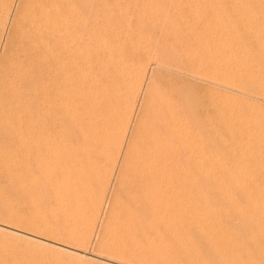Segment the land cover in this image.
Returning a JSON list of instances; mask_svg holds the SVG:
<instances>
[{
	"label": "rangeland",
	"instance_id": "374dc122",
	"mask_svg": "<svg viewBox=\"0 0 264 264\" xmlns=\"http://www.w3.org/2000/svg\"><path fill=\"white\" fill-rule=\"evenodd\" d=\"M105 1L107 2L106 3L107 8L110 6L108 8L110 13L112 12L111 14L114 17L116 16L113 22L111 23L112 27L110 26L108 28V32L105 33V34H108V37L106 38L107 40L105 39L107 41V47L105 48V50L107 49L108 51H105L104 48L101 49V50H104V52L102 51V54L104 53L105 56H107L106 60L108 61V63H106V66H102V64L105 65V62H106L105 60L104 63H102L103 62L102 59L103 58L105 59L106 57L104 56V54L103 55L100 54L101 47L99 45H95L92 38L91 39L86 38V40L84 41L85 45L84 43H82L83 44L82 47L84 49L81 48L82 52L80 56H82V59L88 62V65L89 64L90 65L88 69H86L87 71L80 72L79 77H78L79 79H77V83H76V86L79 89L83 88V92H84L83 93L80 91L81 93L80 94L77 93L79 95L76 94V96H80L81 99L84 96V99H82V102H80V98H79L78 103L77 101L76 103L69 102L68 104L70 105H67V103H65V105H63L62 107L63 109L62 108L60 109L59 116H61L60 118L61 126H59V132L57 135H55L56 137L52 136L50 139V142H48L50 143L47 149L49 153L46 150V153L44 156L45 157L44 159L46 161L44 162L42 161V163L44 164H42V166L41 165L39 166V168L41 169L42 167L43 169L45 168L44 169L45 171L41 169L40 170L36 169L37 171L34 170L36 171L35 173L38 175V180L36 182L21 180L23 182L19 183L20 181L12 180L9 183L7 182L5 183L3 179H0V187L2 188V190L0 188V192H1L0 193V222H3L4 224L8 225L7 227L4 226L5 229L3 230L0 229V264H120L115 261L106 259L107 258L106 255L103 254L104 253L103 248L101 247L103 242H101V240L102 239L105 240L104 235L106 234V236H108L109 233L110 235L108 237V241L111 240V239L109 240V238H112L114 239L115 242L113 240L110 242L112 243L114 242V244L116 243V245L120 247L121 249L133 250L135 254L139 255V256L136 255V257L138 256V259H135V261H140L141 264H164V263L165 264H169V263L170 264H202V263L204 264V262L205 264H210V263L211 264H225L224 260H221L220 258H218V254H214L211 249L203 245L202 240L204 238L202 236L199 237L200 236L199 232L201 231L198 230V226L201 227V229L203 228L204 230L205 229L207 230L208 229L207 227L212 225L214 222H215L214 225L219 222L220 224L222 223L221 225L224 224L223 225L224 227L226 228L228 227L227 230L229 232L234 231L236 229H237L236 231H240V232H236V231L231 232L236 235H239V233L242 234V235H239L240 239L244 237L243 235H245L246 237L247 236L250 237V236H253L254 233H257V232H253L252 225H250L251 223L247 221L239 213L237 214L235 209L232 208L233 205L229 202H232L233 200L235 202H239V204H242L243 208H245L244 215L248 216L250 215L249 213H251L252 211H251L249 204H247L248 202L244 198L245 196L243 195L245 193V188H248V186L253 187L254 185H264V0H259L260 4L256 8H252V10L249 9L253 13V15H248V10L242 7L240 4H238L237 0H217V2L218 1L219 2H218V6L216 7L215 11H212L213 9L207 8L205 5H203L201 0L199 1L198 0L197 1L196 0H192V1L190 0H135V1L134 0H129V1L128 0H105ZM116 1L118 2V4ZM149 4H151L152 7ZM147 5H148V8L150 7L156 8V10L154 9V15L157 14L156 16L159 17L158 19H156L157 18L156 16H155L156 18L154 17V19H156L154 20V28H150L149 24L145 23L144 21L136 20L137 17L142 16L143 14L142 9L143 7L144 9H146ZM164 6H165V9H164ZM196 7L198 8V11L196 10L197 9ZM161 8L165 11L161 10ZM177 8H178V11L176 10ZM194 9L196 12L194 11ZM118 10H121L122 12L123 11L124 12L123 13L120 11L118 12ZM179 13L182 19H180ZM162 14L163 15L165 14V15L161 16ZM132 15L135 18H131ZM160 18H163L164 21L163 20L161 21ZM210 18H214V19H210ZM184 19L187 21H185ZM169 21H171L172 24ZM140 22L141 23L143 22V23L141 24ZM166 22L167 23L169 22V23L167 24ZM163 23L165 24L163 25ZM155 24L157 26H155ZM170 24L173 25L174 27L171 26ZM145 26L146 28H144ZM140 27L141 29H139ZM147 27H149L151 30L148 29ZM206 29L209 31H206ZM142 30L145 31L146 34H142L141 32H139ZM124 31L127 34L126 36L127 39L123 37L124 38L123 40L127 41L126 42L127 48H129L128 51L132 53L134 52L137 46L143 47V48L140 47L141 48L139 50L140 53L141 51L142 53L145 52L143 54H146L147 52V55H146L147 60L146 59L145 60L148 62L150 60L151 63L153 62V66H155L153 73L151 72L152 71L151 68L153 66L148 67V73L143 83L144 86H142L143 88L140 90L139 88L136 87L133 81H128L130 80L131 76L128 75V73L126 72L127 70L126 68L123 69L122 72H117L118 67H122L127 64L129 66V63L133 60V58H131L133 56L127 55L130 52L128 53L126 51L125 53L127 54H125L124 52H121L120 49L119 50L113 49V48H116L117 44H121L119 42H121V37L124 35ZM151 31L153 32L151 33ZM109 36H111V38H109ZM108 38L112 42L109 43ZM206 42H207V45H206ZM97 46L99 47L97 48ZM110 50H113V51H110ZM98 51L100 53H98ZM109 52H113V55L112 53H109ZM114 52H116V54L117 53L119 54L115 55ZM97 55H100V58L101 56H103V58L100 59L99 56L97 57ZM118 56H120V60ZM122 57H124V59ZM83 60H81V58L79 59L80 62H84ZM98 61L99 63H97ZM109 62L111 64H109ZM93 63L94 64L97 63V64H95L94 66ZM100 63H101V66H100ZM96 65L101 69L99 70V68ZM90 66L91 67L93 66V67L91 68ZM94 67H95V70L97 69L96 71L93 70ZM104 69L106 70L104 71ZM94 71L95 72L98 71L99 73L97 72V74H101V75H99L98 77V75ZM213 71H216V76L221 77L222 80L219 79V82L220 80L222 81L220 83L221 86L216 83L212 84V82H210ZM115 72L117 73L114 74L113 76V73ZM197 72L202 73V76H203L202 80H199L195 77L198 75ZM94 73L96 76L94 75ZM100 77L102 79V82H101ZM104 77H107L108 79ZM115 77L116 79L114 80ZM118 77L120 80L118 79ZM103 78L106 81H104ZM93 79L95 83L94 81H92ZM141 79H143L142 76L137 77L138 81H141ZM121 80L123 81V83L125 82L126 83L122 84V82H120ZM111 81H112V84H111ZM223 81H226V82H223ZM105 83L106 85H104ZM96 84L98 85V87ZM115 84H117V87L118 86L119 87L118 88L115 87L116 86ZM131 84L132 86H130ZM226 85L228 88H226ZM111 86H114L112 87L113 90ZM106 87L108 88V90L106 89ZM132 87H136V88L132 89ZM90 88L93 89V91L95 92L94 94H92V96L91 94H89L90 93L89 90L91 91ZM104 88H105V92H103ZM96 89L102 90V92L97 91ZM136 89L138 90V93ZM107 96L109 97L108 99H107ZM98 98L102 100L100 99L98 100ZM103 99H106V100H103ZM145 101L147 102L144 107ZM79 102L81 105H79ZM146 107H149V109ZM93 108H94V111L96 112L97 110L98 112L101 111V109L102 111H105V110L107 111V109H109V111L115 110V112L117 111L116 112L117 115H115L117 118L115 116H114L115 118L112 117L113 123L111 124H110V122H112L111 118H110L111 120L105 119L106 121L103 119V122L101 120L102 118L101 119L97 118L96 119L97 123H95L96 121L93 118H92L93 120L86 118L88 117L86 115V111H89L90 109L93 111ZM129 110L131 113L129 112ZM65 111L67 114L64 113ZM80 111L81 113L77 114ZM82 113H84V115L79 116V117L84 116L83 118L79 119L78 116H75V115H81ZM139 114L141 115L138 116ZM99 120L101 121L102 125L99 124L100 123ZM163 120H165L166 123H164ZM92 121L94 122V124L91 123ZM104 121L106 125H104ZM138 121L139 122L143 121L145 124L139 123ZM137 122L140 125L136 124ZM107 124L109 126H107ZM112 124L114 126H112ZM148 124L151 126H148ZM95 125L98 128L97 130L93 128L95 127ZM103 125H104V128H107L106 129L107 133L106 132L104 133L105 130L102 131V133L106 134L104 137H106L107 139V141H104L106 142L104 144L100 143V142H103L102 140H104V138H103V134H100L101 132L99 130V128L103 130L102 129ZM133 125L134 126L137 125L136 127L138 128L140 127V129L143 132L139 135L138 134L139 130ZM147 126L149 128L151 127L150 130L148 128L146 130ZM70 128L71 129L76 128L74 130L77 133H74L75 131L71 130ZM173 128L174 130H172ZM92 129H95L96 131L95 130L94 131L97 133L96 134L94 132L95 135L97 137L101 135L102 139L101 137L100 138L98 137L99 140L96 141L95 140L96 137H95L94 141H92V139H90L91 137L93 138V135H94L92 134L93 133ZM134 129H137L138 131L136 130L137 132H135ZM90 132L92 134L91 137H90ZM83 134H85V136L87 135L88 137L86 138L87 139L89 138V140L94 142L95 145L99 141L98 142L99 144H97L96 147L100 148L102 146V149H104L103 154H105L108 150L106 154L109 153L108 154L109 159L111 158L113 160L118 157L116 160H113L114 163L115 161H117V169H118V170L116 169L117 171H115V173L113 174L115 177V178L113 177V180L112 178L109 177V174L111 173L110 168L111 169L113 168L111 167L112 165L111 159L110 160L107 159L108 158L107 156L105 158L103 154L101 153L102 151H100L99 148H98L99 151L98 149L96 150V147L93 146L94 143L92 146H89L87 142L90 144L91 141L89 142L88 140L85 142L88 146L84 144L85 137L83 136ZM122 134L125 135V143H124L125 146L129 145L131 142L133 143V141H134L133 144L141 146L142 144L140 145L141 142L138 140H141L142 142L146 140H151V139L154 140V155H155L154 156L155 157L154 158L155 160L154 169L157 172L156 173L154 171V173L157 174V175L155 174L156 178L154 179V181L156 180V185H154V189L158 190V191L157 190L154 191V201L156 202V203L154 202V218H155L154 219V229L157 233L155 231L145 232V233L144 232H132V230L130 229L132 227L131 224H133V221L135 220V218L133 217L136 215L137 218H140V213L142 214V209L141 207L136 208L134 205L140 201V198L137 192L133 191L132 193L131 192L132 190L131 191L126 190L125 186L119 189L118 183L115 182L116 178L118 180V176H119L117 175L119 172V165L121 164V162L123 163L124 155H122V153L124 154L126 151V148H128L127 146L125 147L123 145L124 148L122 150V153L120 155H117V152H116L117 150L115 149V146L117 147V144H120L121 138L123 136ZM137 134L138 136H136ZM134 135H135V138H134ZM73 138L76 141H74ZM130 139L132 140L131 142L129 141ZM163 140H166V145H161L159 143L160 141H163ZM68 142H70L72 146L74 147V149H72L73 153L70 151L72 155L70 153L67 154L68 151L63 149L64 148L63 146H66L65 144H67ZM107 142H111V143H107ZM70 143L68 144L70 145ZM132 143L130 146L131 147L133 146V150L135 151L134 152L131 148L132 154L136 155L137 150H135L134 148L136 146L133 145ZM103 145H104V148H103ZM91 147H94V148H91ZM60 149L61 150L63 149V150L61 151ZM82 149L84 150L81 151ZM139 149L140 148H138V150ZM47 154H49L50 156ZM64 155H65V158L71 156L74 162L72 167L63 166L62 163H60L62 160H64L63 159ZM135 155H132V157L134 156L133 157L134 161H136ZM87 156L89 160H85V159H88ZM56 158L58 159L56 160ZM47 159L49 161L55 160V163L54 162L52 163V161L49 162ZM119 159L121 162L119 161ZM130 159H131L130 160L131 164L129 163V166L126 167L127 168L125 171L126 174L127 173L130 174L128 170L130 171H132V169L134 170L137 166H139L138 164L140 163V162L138 163L137 161L136 162L137 164L135 162H134L135 164H133L132 163L133 159L131 157ZM138 160H140V158ZM104 162H106L107 165H105ZM45 163L48 165H46ZM132 165L136 167L133 168ZM103 167H105V169H103ZM92 169L96 170V172L93 171ZM107 169H109V171H107ZM39 171L40 173H38ZM106 171H107V174H106L107 176L105 175ZM64 172L68 174L67 175L68 179H66V176L64 177ZM170 172L173 174L174 177L177 176L176 177L178 178V180L176 181L177 184L174 183L175 181L172 182L174 183L173 184L174 187L169 186L172 189L165 188L166 185L165 187H163L164 186L163 184V186L162 187L160 186L161 188L159 189L160 184L157 181V176L159 177L162 175L163 177L164 176L170 177L172 176ZM44 173H45V176H44L45 179H42L43 177L40 174L44 175ZM97 174L99 175L100 178L97 176ZM101 175L102 176L104 175V177L106 176L107 178L106 177H105L106 179L101 178L102 177ZM94 177H97V178H94ZM108 177L110 178L109 184H108V179H109ZM159 179L161 180V177ZM182 180H185V181H182ZM180 181L182 182L183 185L181 184ZM98 182H100L101 184ZM104 184L107 187L106 189L107 192L104 189L105 187ZM106 184H108V186ZM201 184H202V188H201ZM205 184L207 186L209 185L208 186L209 189H207L208 187ZM102 185L104 186L103 190H105L103 192L104 193L106 192V194H103V192L100 191ZM24 186H26L27 189H25ZM98 187H100V189ZM175 187L177 190L174 189ZM225 187H229V189ZM220 188H224L227 190L228 194L230 195L229 198L226 197V195L224 194V192H222ZM239 188H240V191H239ZM73 189L74 191L78 190V195L75 196L74 198L76 201L72 199L69 202L68 199L65 200V197H66L67 192L72 191ZM124 190L126 192H124ZM170 190L173 192H171ZM233 190H235L236 193ZM127 191H129V193ZM111 192L112 193L115 192L117 194H112ZM241 192H242V195H239ZM230 193L231 194L234 193V194L231 195ZM101 194H103L104 196L103 199H101L102 197H100L102 196ZM132 194H134L133 196L135 197V200ZM158 195H160L161 197ZM92 196L94 198H92ZM99 197H100V200L97 199ZM131 197L133 198L131 199ZM136 197H138L137 200H136ZM202 197H203V200L201 199ZM241 198H243L242 202H240ZM28 200H31V201H28ZM101 200H102V204H100ZM133 200L134 202L135 201L136 202L135 203L132 202ZM91 201H93L94 204H92ZM204 201L207 204L210 202L209 203L210 206L213 205V207H211V209L213 208V211H212L213 214L209 217L208 215L210 214L205 213L206 211L203 208ZM35 202H36V205H34ZM95 202L98 203L96 207L100 208L101 211L100 209L95 208V205H96ZM169 203H170V206H169ZM99 204L102 207H99L98 206ZM30 206H32V208ZM125 206L126 208H124ZM110 207H112L111 210H110ZM92 208H95V209L93 210ZM223 208H225L226 210ZM115 209L116 211L118 209V211L117 212L114 211L115 212L114 213L113 210ZM98 210L99 212H96ZM12 211L15 212V214ZM111 211L113 215L110 213ZM95 212L96 214H99L98 217L96 216ZM130 212L134 213V215L131 214ZM18 213L21 216L18 215ZM204 213L207 216L206 218L204 216L205 215ZM26 214L28 216H25ZM129 214H131L130 215L131 218L134 219L133 221H130V219H128L130 218ZM36 215H38V218H36L37 217ZM114 215L116 216V218L117 217L118 218L116 219ZM235 215L238 217L236 218ZM110 216L114 219H112ZM28 217H30V219ZM163 217L166 219H164ZM207 218H208L209 223L208 221H206ZM106 219H108V221L110 222L108 223ZM212 219H216V220L215 221L213 220L212 222ZM8 220L10 223L8 222ZM18 220L20 221V223ZM118 220L122 223H120ZM117 221L119 222V225L116 224L118 223ZM113 222L115 224H113ZM124 223L126 226L122 225ZM194 223L196 224V226ZM202 224L205 227H203ZM102 225H104V227ZM13 226L14 228H17V229L20 228V230L26 231L27 233H32L36 236H32V238H29L27 236H30V235H28L26 232H18V233L12 232V230L14 231V229L11 228ZM229 227H230V230H229ZM169 228H172V230L170 231ZM70 230H71V233H70ZM67 231H69L70 236H72L71 238L74 241H72L69 238L70 236H69V233H67ZM108 231H111L112 233ZM127 231H129L131 234L136 235L134 240L138 239V241H132L133 238L129 239L133 235L130 236V233ZM11 232L13 233V235ZM180 232L181 234H184V235L186 233V237L188 241H191L190 244L185 243V242H181V243L176 242L175 238L173 237H175V235L180 234ZM158 233L161 236H159ZM18 234L21 236L19 237ZM66 234L67 236H69L68 238L66 237ZM118 234L119 236H121L120 238ZM14 235L15 237H13ZM125 236L126 237L129 236V237L126 238ZM147 236L150 239H148ZM89 237L90 239H88ZM246 237H244V239ZM67 239H70V240H67ZM98 239H101V240H98ZM257 239H255L256 247H254L253 244H247V243H246L247 245L245 244L246 245L245 247L248 249L247 253L248 254L250 253L249 256H251V258L255 261V263L264 264V257H263L264 252H262L264 251V243L260 242ZM25 240H28V241H25ZM159 241H162V243L160 242L161 244H163V241H164V244L163 245L159 244ZM55 242L64 243V244H68L71 246L78 245L77 248L79 247L80 252L75 253V252H70L64 249L57 248L60 245L59 244L57 245V243ZM104 242H107V241L105 240ZM120 242H122L123 244ZM131 243L132 244L137 243V245L134 244L135 246H133ZM100 247L102 249H100ZM153 247L154 248L156 247L155 250ZM66 252L69 254H67ZM167 254L168 256H171V257H167ZM99 255H101V257H99ZM74 256L77 258H75ZM130 262L129 264H136L134 260Z\"/></svg>",
	"mask_w": 264,
	"mask_h": 264
},
{
	"label": "bare ground",
	"instance_id": "6f19581e",
	"mask_svg": "<svg viewBox=\"0 0 264 264\" xmlns=\"http://www.w3.org/2000/svg\"><path fill=\"white\" fill-rule=\"evenodd\" d=\"M129 1V0H128ZM135 1V0H134ZM192 1V0H190ZM197 1V0H196ZM199 1V0H198ZM117 2V1H116ZM132 2V1H131ZM130 2V3H131ZM148 2V1H147ZM154 2V1H153ZM187 2V1H186ZM185 2V3H186ZM201 2L203 3V5H205L207 8H210V9H213L212 11H215L216 10V7L218 6V2L217 0H201ZM232 2V1H231ZM106 1L105 0H0V179H3L5 181V183H9L11 182L12 180H17V181H20L19 183L23 182V181H30V182H36L38 180V175L35 173L37 170H40L41 168H39V166L44 163H42V161H46L44 158L45 156V153H46V150L48 149L50 143V139L52 136L56 137L55 135L58 134L59 132V126L60 125V122H61V116H59L60 114V109L63 107V105H65V103H67V105H70L68 104L69 102L72 103H78V99L80 98V96H76L77 93H81L83 92V88L79 89L77 86H76V83H77V79H79V74L80 72H84V71H87L86 69H88L89 65H88V62H86L85 60L82 59V56H80L81 54V48L84 49L82 47V43H84V41L86 40V38L88 39H91L93 40L94 44L95 45H99L101 48H100V52L98 51V53L102 54V51L104 52L105 48L107 47V37H108V34H105L106 32H108V28L111 26V23L113 22V20L115 19V17L110 13V11L108 10V7L107 8V5H106ZM143 3V2H142ZM146 3V2H145ZM149 3V2H148ZM151 3V1H150ZM158 3V2H157ZM200 3V2H198ZM237 3L240 4L242 7L246 8L248 10V15H253V13L250 11L252 10V8H256L259 4H260V1L259 0H237ZM118 4V2H117ZM136 4V2H135ZM180 4V2H179ZM183 4V3H182ZM96 5V6H95ZM98 5V7H97ZM113 5V4H111ZM143 5V4H142ZM151 7L152 5L149 4ZM160 5V4H159ZM162 5V4H161ZM194 5V4H193ZM136 6V5H135ZM141 6V5H140ZM158 6V5H157ZM171 6V5H170ZM190 6V5H188ZM121 7V6H120ZM148 8V5H147V8L142 9V16L141 17H137L136 20L137 21H144L145 23L149 24V27L150 28H154V20L158 19L159 17H157L156 15H154V9L156 10V8ZM180 7V6H179ZM113 8V7H112ZM118 8V7H117ZM138 8V7H136ZM135 8V9H136ZM187 8V7H186ZM190 8V7H189ZM193 8V7H192ZM195 8V7H194ZM197 8V7H196ZM219 8V7H218ZM111 9V8H110ZM120 9V8H119ZM124 9V7H123ZM122 9V10H123ZM159 9V7H158ZM164 9H165V6H164ZM202 9V8H201ZM243 9V8H242ZM250 9V10H249ZM161 10H163L161 8ZM160 10V11H161ZM178 11V8L176 9ZM183 10V9H182ZM180 10V11H182ZM198 11V8L196 9ZM112 11V10H111ZM122 12L121 10H118V12ZM165 11V10H163ZM162 11V12H163ZM191 11V10H190ZM195 11V9H194ZM203 11V10H202ZM124 12V11H123ZM122 12V13H123ZM176 12V11H174ZM196 12V11H195ZM211 12V10H210ZM127 13V12H126ZM125 13V14H126ZM156 13V12H155ZM159 13V12H158ZM161 13V12H160ZM164 13V12H163ZM182 13V12H181ZM209 13V12H208ZM128 14V13H127ZM177 14V13H176ZM160 15V14H159ZM165 15V14H164ZM163 14L161 16H164ZM195 15V14H194ZM209 15V14H208ZM125 16V15H124ZM157 18H156V17ZM160 16V17H161ZM168 16V15H167ZM179 16H180V13H179ZM130 17V16H129ZM154 17L156 19H154ZM166 17V16H165ZM171 17V15H170ZM173 17V16H172ZM183 17V16H182ZM196 17V16H195ZM202 17V16H201ZM216 17V15H215ZM122 18V17H121ZM131 18H135L133 15L131 16ZM130 18V19H131ZM197 18V17H196ZM195 18V19H196ZM127 19V18H126ZM161 21L163 20V18H160ZM169 19V18H168ZM174 19V18H173ZM180 19L181 16H180ZM189 19V17H188ZM194 19V18H192ZM202 19V18H201ZM210 19H214V18H210ZM122 20V19H121ZM135 20V19H134ZM171 20V19H170ZM185 20V19H184ZM191 20V18H190ZM208 20V19H207ZM228 20V19H227ZM120 21V20H119ZM164 21V20H163ZM172 21V20H171ZM171 21H169L171 23ZM176 21V20H175ZM187 21V20H185ZM210 21V20H209ZM121 22V21H120ZM127 22V21H125ZM134 22V21H133ZM168 22V23H169ZM182 22V21H181ZM180 22V23H181ZM189 22V20H188ZM186 22V23H188ZM192 22V21H191ZM199 22V21H197ZM196 22V23H197ZM201 22V20H200ZM203 22V21H202ZM211 22V21H210ZM214 22V20H213ZM117 23V22H116ZM122 23V22H121ZM130 23V22H129ZM136 23V22H135ZM141 23V22H140ZM143 23V22H142ZM141 23V24H142ZM167 23V22H166ZM167 23V24H168ZM174 23V22H173ZM178 23V22H177ZM179 23V24H180ZM195 23V21H194ZM123 24V23H122ZM146 24V25H147ZM160 24V23H158ZM165 23H163L164 25ZM172 24V23H171ZM170 24V25H171ZM185 24V23H184ZM183 24V25H184ZM118 25V24H117ZM175 25V24H174ZM182 25V26H183ZM189 25V24H188ZM193 25V24H192ZM198 25V24H197ZM209 25V24H208ZM218 25V23H217ZM119 26V25H118ZM140 26V25H139ZM138 26V27H139ZM144 26V25H143ZM148 26V25H147ZM155 26H157L155 24ZM161 26V25H160ZM173 26V25H171ZM187 26V25H185ZM191 26V25H190ZM195 26V25H194ZM112 27V26H111ZM123 27V26H121ZM137 27V26H136ZM149 27H147L148 29H150ZM174 27V26H173ZM202 27V25H201ZM200 27V28H201ZM115 28V26H114ZM128 28V26H127ZM146 28V26L144 27ZM169 28V27H168ZM171 28V27H170ZM184 28V27H183ZM192 28V27H191ZM194 28V27H193ZM113 29V28H112ZM141 29V27L139 28ZM138 29V30H139ZM143 29V28H142ZM159 29V28H158ZM163 29V28H162ZM204 29V28H203ZM115 30V29H114ZM113 30V31H114ZM123 30V29H122ZM132 30V29H131ZM151 30V29H150ZM165 30V29H164ZM177 30V29H176ZM190 30V29H189ZM215 30V29H214ZM148 31V30H147ZM161 31V30H160ZM170 31V30H169ZM179 31V30H178ZM186 31V30H185ZM206 31H209L206 29ZM216 31V30H215ZM141 32L142 34H146L145 31H139ZM153 31H151L152 33ZM164 32V31H162ZM167 32V31H165ZM177 32V31H176ZM189 32V31H188ZM192 32V31H191ZM202 32V31H201ZM211 32V31H210ZM113 33V32H112ZM118 33V32H117ZM138 33V32H137ZM136 33V34H137ZM140 33V34H141ZM171 33V32H170ZM174 33V32H173ZM150 34V33H148ZM164 34V33H163ZM106 35V37H105ZM174 35V34H173ZM179 35V34H178ZM185 35V34H184ZM192 35V33H191ZM127 34L126 32L124 31V35L121 37V42H118L121 43V44H117L116 45V48H113L114 50L115 49H120L121 52H130L128 51L129 48H127V41L123 40L125 37L127 39ZM139 36V34H138ZM144 36V35H143ZM154 36V34H153ZM187 36V35H186ZM185 36V38H186ZM204 36V35H203ZM141 37V36H140ZM189 37V36H188ZM109 38H111V36H109ZM108 38V40H109ZM144 38V37H143ZM200 38V37H199ZM197 38V39H199ZM106 39V40H105ZM115 39V38H114ZM203 39V38H202ZM213 39V38H211ZM205 40V39H204ZM210 40V39H209ZM89 41V40H88ZM200 41V40H199ZM208 41V40H207ZM212 41V40H211ZM216 41V40H214ZM92 42V41H91ZM92 42V43H93ZM112 42L109 40V43ZM117 42V43H118ZM151 42V41H150ZM203 42V41H202ZM205 42V41H204ZM87 44V43H86ZM129 44V43H128ZM152 44V43H151ZM209 44V43H208ZM211 44V42H210ZM213 44V42H212ZM85 45V43H84ZM88 45V44H87ZM203 45V44H202ZM205 45V44H204ZM206 45H207V42H206ZM215 45V44H214ZM97 46V48L99 47ZM92 47V46H91ZM114 47V46H113ZM141 46H137L134 50V52H130L129 54L127 55H131L133 57V60L129 63V66L128 64L127 65H120L122 67H118L117 68V72H122L123 69H127L126 72L128 73V75L131 76L130 80L128 81H133V83H135L136 87L140 89H142L144 86V80L147 76V73H148V67L149 66H153V62L151 63L150 60L149 62L146 61V55H147V52L146 54H143L145 52L140 53V49L143 48ZM104 50H101L103 49ZM127 48V49H126ZM90 49V48H89ZM86 50V49H85ZM99 50V49H98ZM148 50V49H147ZM154 50V49H153ZM105 51H108L107 49ZM110 51H113V50H110ZM146 51V50H145ZM97 53V54H98ZM106 53V52H105ZM109 53H112L113 55V52H109ZM104 54V53H103ZM102 54V55H103ZM107 54V53H106ZM115 55L119 54L116 52H114ZM153 54V53H152ZM87 55V54H86ZM96 56V55H95ZM99 56L100 58V55H97V57ZM105 56V54H104ZM81 58V60H83L84 62H80L79 59ZM94 57V56H93ZM106 58L104 59L103 56H101L102 59V63H104V61L107 59V56H105ZM119 57V60H120V56ZM96 58V57H95ZM100 58V59H101ZM124 59V57H122ZM146 59V60H145ZM95 60V59H94ZM97 60V59H96ZM109 60V59H108ZM118 60V59H117ZM122 61V60H121ZM152 61V60H151ZM86 62V63H85ZM117 62V61H116ZM99 63V61L97 62ZM95 63V64H97ZM106 63H108V61L106 60L105 62V65L102 64V66H106ZM120 63V62H119ZM92 64V63H91ZM94 64V63H93ZM94 64V66H95ZM109 64H111L109 62ZM108 64V65H109ZM118 64V63H117ZM116 64V65H117ZM196 65V64H195ZM97 66V65H96ZM100 66H101V63H100ZM112 66V65H111ZM128 66V67H127ZM91 67V66H90ZM93 67V66H92ZM91 67V68H92ZM98 67V66H97ZM154 67L153 66L151 68V72L153 73L154 72ZM99 68V67H98ZM112 68V67H111ZM110 68V69H111ZM203 68V66H202ZM216 68V67H215ZM101 68H99L100 70ZM95 70V67L94 69ZM92 70V72H93ZM97 70V69H96ZM95 70V71H96ZM103 70V69H102ZM101 70V71H102ZM106 69H104L105 71ZM109 70V69H108ZM158 70V69H157ZM218 70V68H217ZM91 71V70H90ZM94 71V72H95ZM98 72V71H97ZM97 72H95L97 74ZM103 72V71H102ZM110 72V71H109ZM117 72L113 73V76L114 74H116ZM150 72V73H151ZM222 72V71H221ZM86 73V72H85ZM89 73V72H88ZM94 73V75H95ZM99 73V72H98ZM107 73V71H106ZM184 73V72H183ZM90 74V73H89ZM186 74V73H185ZM196 74V73H195ZM197 76H195L197 79L199 80H202L203 79V76H202V73L201 72H197ZM92 75V74H91ZM98 77L99 75L101 74H97ZM112 75V74H111ZM118 75V74H117ZM122 75V74H121ZM125 75V74H123ZM150 75V74H149ZM84 76V75H83ZM93 76V75H92ZM96 76V75H95ZM116 76V75H115ZM119 76V75H118ZM139 76H142L143 79H141V81H138L137 80V77ZM188 76V75H186ZM190 76V75H189ZM193 76V77H194ZM205 76V75H204ZM209 76V75H208ZM102 77V76H101ZM100 77V79H101ZM108 77V75H107ZM107 77H104V78H107ZM126 77V76H125ZM224 77V76H223ZM82 78V77H81ZM103 78V80H104ZM113 78V77H112ZM122 78V77H121ZM87 79V78H86ZM95 79V78H94ZM94 79L92 81H94ZM108 79V78H107ZM116 79V77L114 78V80ZM119 79V77H118ZM128 79V78H127ZM207 79V78H206ZM219 79H221V77L219 76H216V71H213L212 72V75H211V80L210 82L213 83H216L218 85H220V83L222 82L220 80L219 82ZM97 80V79H96ZM99 80V79H98ZM120 80V79H119ZM126 80V79H125ZM190 80V79H189ZM196 80V79H195ZM84 81V80H83ZM90 81V82H92ZM106 81V80H104ZM150 81V80H149ZM88 82V81H87ZM89 82V83H90ZM101 82H102V79H101ZM100 82V83H101ZM120 82H122V84H125L123 83V81L121 80ZM147 82V81H146ZM202 82V81H201ZM223 82H226V81H223ZM82 83V82H81ZM88 83V84H89ZM95 83V81H94ZM115 83V81H114ZM113 83V84H114ZM128 83V82H127ZM132 83V82H130ZM149 83V82H148ZM151 83V82H150ZM153 83V82H152ZM79 84V83H78ZM92 84V83H91ZM99 84V82H98ZM111 84H112V81H111ZM82 85V84H80ZM85 85V83H84ZM90 85V84H89ZM93 85V84H92ZM97 85V84H96ZM106 85V83L104 84ZM116 85V86H115ZM114 86L117 87V84H115ZM148 85V84H147ZM114 86H111L114 87ZM132 86V84L130 85ZM134 86V84H133ZM152 86V85H150ZM154 86V85H153ZM216 86V85H215ZM221 86V85H220ZM80 87V86H79ZM84 87V86H83ZM94 87V86H92ZM98 87V85H97ZM96 87V88H97ZM119 87V86H118ZM117 87V88H118ZM126 87V86H125ZM136 87H132V89H135ZM225 87V86H224ZM89 88V87H88ZM102 88V87H101ZM100 88V89H101ZM129 88V87H128ZM219 88V87H218ZM226 88L227 85H226ZM91 89V88H90ZM106 89L108 90V88L106 87ZM116 89V88H115ZM121 89V88H119ZM118 89V90H119ZM127 89V88H126ZM130 89V88H129ZM233 89V88H232ZM95 90V88H94ZM97 91H101L102 90H98L96 89ZM113 90V88H112ZM124 90V89H123ZM137 90V89H136ZM145 90V89H144ZM147 90V89H146ZM234 90V89H233ZM81 91V92H80ZM110 91V90H109ZM127 91V90H126ZM143 91V90H142ZM87 92V91H86ZM89 94H94L95 92L93 91V89H91V91L89 90ZM105 92V88H104V91ZM114 92V91H112ZM144 92V91H143ZM84 93V92H83ZM99 93V92H98ZM96 93V94H98ZM137 93H138V90H137ZM77 94V95H79ZM95 94V95H96ZM100 94V93H99ZM145 94V93H144ZM112 95V93H111ZM118 95V94H117ZM83 96V95H82ZM97 96V95H96ZM144 96V95H143ZM94 97V96H93ZM92 97V98H93ZM109 97L107 96V99ZM114 98V97H113ZM112 98V99H113ZM84 99V96L83 98ZM82 99L80 98V102H82ZM96 99V97H95ZM100 98H98L99 100ZM133 99V98H131ZM135 99V98H134ZM145 99V97H144ZM94 100V99H93ZM102 100V99H100ZM103 100H106V99H103ZM132 101V100H131ZM134 101V100H133ZM79 102V105H81ZM114 102V101H113ZM135 102V101H134ZM146 102L145 101V104H144V107L146 105ZM103 103V102H102ZM107 103V101H106ZM131 103V102H130ZM133 103V102H132ZM93 104V103H91ZM111 104V103H110ZM113 104V103H112ZM115 104V103H114ZM118 104V103H117ZM120 104V103H119ZM96 105V103H95ZM94 105V106H95ZM99 105V104H98ZM136 105V104H135ZM149 105V104H148ZM147 105V106H148ZM152 105V104H151ZM115 106V105H114ZM150 106V105H149ZM102 107V105H101ZM100 107V108H101ZM120 107V106H119ZM136 107V106H135ZM68 108V107H67ZM91 108V107H89ZM96 108V107H95ZM105 108V107H104ZM103 108V109H104ZM113 108V107H112ZM116 108V107H115ZM114 108V109H115ZM149 109V107H146ZM63 109V108H62ZM70 109V108H69ZM75 109V108H74ZM106 109V108H105ZM131 109V108H129ZM78 110V109H77ZM88 110V109H87ZM96 110V109H95ZM74 111V110H73ZM120 111V110H119ZM132 111V110H131ZM134 111V110H133ZM117 112V111H116ZM115 112V110H112V111H109V109H107V111H99L97 110L94 111V108H93V111L90 109L89 111H86V115L88 117L86 118H89V119H94L97 123V118H102V122H103V119H112V117H114L115 115H117V113ZM128 112V111H127ZM130 112V110H129ZM65 114L66 111L64 112ZM81 111L77 114H80ZM131 113V112H130ZM73 114V112H72ZM124 114V113H123ZM84 115V113H82L81 115H75V116H78V118H83V117H79V116H82ZM125 115V114H124ZM131 115V114H130ZM141 114H139L138 116H140ZM69 116V114H68ZM146 116V115H145ZM71 117V115H70ZM73 117V116H72ZM96 117V118H95ZM116 117V116H115ZM114 117V118H115ZM135 117V116H134ZM69 118V117H68ZM117 118V117H116ZM122 118V117H121ZM128 118V117H126ZM125 118V119H126ZM92 119V120H93ZM110 119V120H111ZM133 119V118H132ZM137 119V118H136ZM135 119V120H136ZM88 120V119H87ZM140 120V119H139ZM72 121V120H71ZM100 121V120H99ZM106 121V120H105ZM105 121H104V125L105 124ZM113 123V119L111 120ZM126 121V120H125ZM141 121V120H140ZM151 121V120H150ZM66 122V121H64ZM80 122V121H79ZM127 122V121H126ZM133 122V121H132ZM136 122V121H135ZM139 122V121H138ZM136 123L138 125H140L139 123H144L143 121L142 122H139V123ZM164 123H166L165 120H163ZM91 123L94 124V122L92 121ZM109 123V122H108ZM149 123V122H148ZM163 123V124H164ZM63 124V123H62ZM66 124V123H64ZM101 121H100V123ZM98 124V125H99ZM126 124V123H125ZM131 124V123H130ZM145 124V123H144ZM150 124V123H149ZM148 126H151L149 125ZM153 124V123H152ZM69 125V123H68ZM73 125V124H72ZM97 125V124H96ZM95 125V128L96 130L98 129L97 126ZM104 125H103V130H100V134H103V138L104 140H102L103 142H100L102 144L106 143L104 141H107L106 137H104L106 134H104L106 132V129L107 128H104ZM124 125V124H123ZM127 125V124H126ZM107 126H109L107 124ZM112 126H114L112 124ZM125 126V125H124ZM134 126V125H133ZM137 126V125H136ZM134 126V127H136ZM146 127V130L147 128L150 130L149 127ZM69 127V126H68ZM72 127V126H70ZM111 127V125H110ZM123 127V126H122ZM121 127V128H122ZM142 127V126H141ZM144 127V125H143ZM87 128V127H86ZM124 128V127H123ZM139 132L138 134L140 135L143 131L140 129V127H136ZM66 129V128H65ZM71 129V128H70ZM76 129V128H74ZM74 129H71V130H74ZM89 129V128H88ZM95 129H92L93 133V138L91 137L92 134L90 132V139H92V141H94V138L95 140H99V138L101 137L100 136H96L95 135ZM110 129V128H109ZM112 129V128H111ZM137 129H134L135 132H137L138 130ZM95 130V131H94ZM105 130V131H104ZM116 130V129H115ZM122 130V129H121ZM137 130V131H136ZM141 130V132H140ZM145 130V132H146ZM174 130V128L172 129ZM75 131V130H74ZM102 131H104V133H102ZM111 131V130H110ZM83 132V131H82ZM95 132V133H94ZM109 132V131H108ZM114 132V131H113ZM123 132V131H122ZM65 133V132H64ZM74 133H77L76 131ZM87 133V132H86ZM107 133V132H106ZM134 133V132H133ZM66 134V133H65ZM97 134V133H96ZM110 134V133H109ZM125 134V133H124ZM138 134L136 136H138ZM123 135V134H122ZM146 135V134H145ZM65 136V135H64ZM83 136L85 137V141H84V144H86L85 142L89 140V138L87 139L86 137H88L87 135L85 136V134H83ZM82 136V137H83ZM108 136V135H107ZM121 136V134H120ZM130 136V135H128ZM66 137V136H65ZM72 137V135H71ZM83 137V138H84ZM146 137V136H145ZM69 138V137H68ZM134 138H135V135H134ZM74 139V138H73ZM102 139V137H101ZM100 139V140H101ZM106 139V140H105ZM144 139V138H143ZM84 140V139H83ZM138 140V139H136ZM162 140V139H161ZM74 141H76L74 139ZM81 141V140H80ZM91 140H89L90 142ZM90 142V144L87 142V144L89 146H92L94 142ZM130 142L132 141L131 139L129 140ZM140 141V145L142 146H139V145H135L133 144L134 141H133V145H135L137 147H134L136 151V155L135 154H132V150H133V146L131 147V143L129 145H126L128 148H126V151L125 153L123 154L122 153V150H123V145L125 143V135L122 136L121 138V141H120V144H117V147L115 146V149L117 150V155H120L122 153V155H124V158H123V163L121 162V166L119 165V172L117 175L118 176V180L116 178V181L118 183V187L119 189L123 188L125 186L126 190H132L131 192L133 193V191L137 192L139 198H140V201L137 202L136 204H134V200H135V197L133 196L134 194H132V196L134 197V200L132 202H134L133 204L135 205L136 208H139L141 207L142 209V214L140 213V218H137V216L135 215L132 219L131 218V214L134 215V213H131L129 214L130 218V221H133V224L132 227L130 228L132 230V232H154L155 229H154V191H156L157 189H154V185H156V180L154 181V179L156 178L155 174L157 173L154 169V140L151 139V140H146V141H141V140H138ZM156 141V140H155ZM71 142V141H70ZM68 142V143H70ZM99 142V141H98ZM97 142V144H99ZM52 143V142H51ZM67 143V144H68ZM92 143V144H91ZM107 143H111V142H107ZM114 143V142H113ZM128 143V142H127ZM137 143V142H136ZM161 145H166V140H163V141H160L159 142ZM65 144V143H64ZM65 144L66 146H62L64 150H67V154L71 152L73 153V150L74 147L72 146V144L70 143V145L68 144ZM83 144V145H84ZM86 144V145H87ZM96 144V145H97ZM75 145V144H74ZM78 145V144H77ZM87 145V146H88ZM95 143L93 146H95ZM61 146V145H60ZM82 146V145H81ZM113 146V144H112ZM125 146V145H124ZM125 146V147H126ZM56 148V147H55ZM83 148V147H82ZM91 148H94V147H91ZM99 148V147H98ZM96 147V150L98 149ZM103 148H104V145H103ZM132 148V150H131ZM138 148H140L138 150ZM52 149V148H51ZM62 149V150H63ZM100 151H102L101 153L103 154V150L102 149V146L99 148ZM98 149V151H99ZM61 150V149H60ZM61 150V151H62ZM77 150V149H76ZM84 149H82L81 151H83ZM141 150V151H140ZM58 151V149H57ZM71 151V152H70ZM123 151V152H124ZM134 151V150H133ZM48 152V150H47ZM55 152V151H54ZM94 152V151H93ZM97 152V151H96ZM106 152V151H105ZM104 152V153H105ZM108 152V150H107ZM106 152V153H107ZM135 152V151H134ZM49 153V152H48ZM52 153V152H51ZM56 153V152H55ZM99 153V152H98ZM100 153V154H101ZM103 154V156L106 158V156L108 157V154ZM54 154V153H53ZM58 154V152H57ZM101 154V155H102ZM49 155V154H47ZM72 155V154H71ZM121 155V156H122ZM132 155H135V158H136V161H134V156L132 157ZM138 155V157H137ZM50 156V155H49ZM57 156V155H56ZM70 156V155H69ZM102 156V157H103ZM58 157V156H57ZM85 157V156H84ZM112 157V156H111ZM123 157V156H122ZM130 157L133 159L132 160V163L135 164L137 161H138V165L139 166H133L136 167L134 170L132 169V171L128 170L130 172L126 174V167L129 166V163L131 164L130 162ZM75 158V157H74ZM86 158V157H85ZM88 158V156H87ZM118 158V157H117ZM116 158V159H117ZM120 158V157H119ZM140 158V160L138 159ZM58 158H56L57 160ZM64 160H62L60 163H62L63 166H68V167H72L73 166V159L70 157H67L65 158V155H64ZM104 159V158H103ZM109 159V157L107 158ZM111 159V158H110ZM109 159V160H110ZM116 159H113V160H116ZM48 160V159H47ZM61 160V159H60ZM85 160H89L88 159H85ZM113 160L111 159V167H113L112 169L110 168L111 170V175L109 174V177L112 178L113 180V177H114V173L115 171H117V161H115V163L113 162ZM159 160V158H158ZM162 160V159H161ZM49 161V160H48ZM47 161V163H48ZM52 161V160H51ZM49 161V162H51ZM55 163V160L52 161V163ZM85 162V161H84ZM88 162V161H87ZM96 162V161H95ZM107 162V161H106ZM105 163V165H107V163ZM109 162V161H108ZM119 162V163H120ZM135 162V163H134ZM89 163V162H88ZM157 163V162H155ZM163 163V162H162ZM165 163V162H164ZM46 164V163H45ZM114 164V165H113ZM137 164V163H136ZM48 165V164H46ZM90 165V164H89ZM88 166V165H87ZM91 166V165H90ZM89 166V167H90ZM124 166V167H123ZM131 166V165H130ZM45 167V166H44ZM52 167V166H51ZM86 167V166H85ZM39 168V169H38ZM131 168V167H130ZM128 168V169H130ZM160 168V167H159ZM37 169V170H36ZM45 169V168H44ZM43 167L41 170H44ZM70 169V168H69ZM84 169V168H83ZM87 169V168H86ZM103 169H105V167H103ZM117 169V170H116ZM36 170V171H34ZM47 170V169H46ZM51 170V168H50ZM61 170V169H60ZM73 170V169H72ZM93 170V169H92ZM158 170V169H157ZM162 170V168H161ZM160 170V171H161ZM45 171V170H44ZM43 171V172H44ZM49 171V170H48ZM64 171V170H63ZM66 171V170H65ZM87 171V170H86ZM91 171V170H89ZM96 172V170H93ZM92 171V172H93ZM105 171V170H104ZM107 171H109V169H107ZM107 171L105 172V175L107 174ZM154 171L156 173H154ZM50 172V171H49ZM40 173V171L38 172ZM47 173V172H46ZM88 173V172H87ZM104 173V172H103ZM102 173V174H103ZM162 173V172H161ZM171 173V172H170ZM64 172V177L66 176V179L67 178V175ZM129 174V175H128ZM165 174V172H164ZM168 174V173H167ZM42 175V179H45L44 176H45V173L44 175L43 174H40ZM39 175V176H40ZM95 175V174H94ZM116 175V174H115ZM157 175V174H156ZM159 175V174H158ZM161 175V174H160ZM170 175V174H169ZM172 176H167V177H163L162 175L161 176H157V181L159 182V189L163 186L166 187L165 188H170L171 186H173V184H177L176 181L178 180V178H176L177 176H173V174L171 173ZM47 176V175H46ZM97 176L99 177V175L97 174ZM102 176V175H101ZM107 176V175H106ZM105 176V177H106ZM112 176V177H111ZM155 176V177H154ZM77 177V176H76ZM75 177V178H76ZM88 177V176H87ZM104 175L101 177V178H105ZM108 177V178H109ZM161 177V180L159 179ZM174 177V178H173ZM255 177V176H254ZM94 178H97V177H94ZM100 178V177H99ZM107 178V177H106ZM105 178V179H106ZM110 178L108 179V184L110 183ZM115 178V177H114ZM210 178V176H209ZM47 179V178H46ZM23 180V181H21ZM97 180V179H96ZM111 180V181H112ZM115 180V179H114ZM181 180V179H179ZM2 181V182H4ZM54 181V180H53ZM60 181V180H59ZM175 181V182H174ZM182 181H185V180H182ZM69 182V181H68ZM155 182V184H154ZM174 182V183H172ZM181 182V181H180ZM13 183V182H12ZM29 183V182H28ZM46 183V182H45ZM57 183V182H56ZM100 183V182H98ZM103 183V182H102ZM105 183V181H104ZM116 183V184H117ZM101 184V183H100ZM99 184V185H100ZM108 184H106L108 186ZM162 184V185H161ZM179 184V183H178ZM182 184V182H181ZM232 184V183H231ZM10 185V184H9ZM29 185V184H28ZM50 185V184H49ZM97 185V184H96ZM183 185V184H182ZM181 185V186H182ZM189 185V183H188ZM206 185V184H205ZM212 185V184H211ZM87 186V185H86ZM105 186V184H104ZM103 185L101 186V192L105 191L107 189V187L105 188ZM111 186V185H110ZM161 186V187H160ZM168 186V187H167ZM170 186V187H169ZM176 186V185H175ZM207 186V185H206ZM209 186V185H208ZM207 186V187H208ZM25 189L26 186H24ZM23 187V188H24ZM103 187L105 190H103ZM117 187V188H118ZM184 187V186H183ZM182 187V188H183ZM248 186V188H245V193L243 194L246 199V201L248 202L247 204H249L250 208H251V213H249L250 215L248 216H245L244 212H245V208H243V205L242 204H239V202H235L233 201L232 199V202H229L233 205L232 208L235 209V211L237 212V214L239 213L241 216H243L247 221H249L252 225V228H253V232H257V233H254L253 236H250V237H246L245 235H243L244 237H246L244 239V237L242 239L239 238V235H242L239 233V235H236L234 233H231V232H234V231H231L229 232L227 229L228 227H224L223 225H221L219 222L217 224L214 225V223L212 225H210L209 227H207L208 229L204 230L203 228L201 229V227L198 226V230L201 231L199 232V237H203L204 239L202 240L203 241V245L206 246L207 248L211 249L213 251L214 254H218V258H220L221 260H224V263L225 264H257L255 263V261L251 258L250 253L248 254V249L245 247L247 244H253L254 247H256V244H255V239L259 240L260 242L264 243V185H254L253 187H250ZM1 188V187H0ZM13 188V187H12ZM22 188V189H23ZM71 188V186H70ZM91 188V187H90ZM100 189V187H98ZM116 188V187H115ZM130 188V189H129ZM156 188V187H155ZM158 188V187H157ZM201 188H202V184H201ZM211 188V187H210ZM225 188H228L229 187H225ZM232 188V187H231ZM238 188V187H237ZM241 188V187H240ZM240 188H239V191H240ZM92 189V188H91ZM172 189V188H170ZM176 189V187L174 188ZM180 189V188H179ZM209 189V187L207 188ZM222 190V192H224V194L226 195V197L229 198V194L227 192L226 189L224 188H220ZM235 189V188H234ZM2 190V188H1ZM177 190V189H176ZM174 190V191H176ZM183 190V189H182ZM196 190V189H195ZM231 190V189H230ZM85 191V190H84ZM83 191V192H84ZM90 191V190H89ZM113 191V190H112ZM158 191V190H157ZM171 191V190H170ZM203 191V189H202ZM211 191V190H210ZM235 192V190H233ZM99 192V193H101ZM107 192V190H106ZM106 192L103 194H106ZM124 192H126L124 190ZM129 193V191H127ZM166 192V190H165ZM173 192V191H171ZM184 192V191H183ZM216 192V191H215ZM214 192V193H215ZM231 192V191H230ZM243 192V191H242ZM242 192L239 194V195H242ZM1 193V192H0ZM90 193V192H89ZM94 193V192H93ZM98 193V194H99ZM112 193V192H111ZM159 193V192H158ZM177 193V192H176ZM182 193V191H181ZM192 193V192H191ZM210 193V192H208ZM207 193V194H208ZM236 193V192H235ZM5 194V193H4ZM28 194V192H27ZM88 194V193H87ZM91 194V193H90ZM89 194V195H90ZM97 194V195H98ZM103 194H101L102 197L101 199H103ZM112 194H117V193H112ZM125 194V193H124ZM157 194V193H156ZM155 194V195H156ZM170 194V193H169ZM175 194V193H174ZM188 194V193H187ZM231 194V193H230ZM234 194V193H233ZM231 194V195H233ZM78 195V190H75L74 189L72 191H68L67 194H66V197H65V200L68 199V201L70 202V200L74 199L75 196ZM136 195V194H135ZM161 195V194H160ZM158 195V196H160ZM168 195V194H167ZM203 195V194H201ZM2 196V195H1ZM29 196V195H28ZM99 196V195H98ZM157 196V197H158ZM165 196V195H163ZM188 196V195H186ZM194 196V195H193ZM199 196V195H197ZM218 196V195H217ZM27 197V196H26ZM87 197V196H86ZM100 197L97 198L100 200ZM112 197V196H111ZM131 197V199L133 198ZM156 197V198H157ZM161 197V196H160ZM167 197V196H166ZM235 197V196H234ZM31 198V196H30ZM89 198V197H88ZM92 198H94L92 196ZM107 198V197H105ZM114 198V197H113ZM111 198V199H113ZM117 198V197H116ZM121 198V197H120ZM123 198V197H122ZM130 198V197H129ZM138 197H136V200H137ZM165 198V197H164ZM172 198V197H171ZM197 198V197H196ZM4 199V198H2ZM27 199V198H26ZM130 199V200H131ZM203 200V197L201 198ZM206 199V198H205ZM204 199V200H205ZM225 199V198H224ZM227 199V198H226ZM236 199V198H235ZM242 199L241 198V201L242 202ZM75 200V199H74ZM73 200V202H74ZM97 200V201H99ZM115 200V199H114ZM122 200V199H121ZM173 200V199H172ZM171 200V202H172ZM175 200V199H174ZM201 200V201H202ZM214 200V199H213ZM228 200V199H227ZM230 200V201H231ZM8 201V200H7ZM28 201H31V200H28ZM35 201V200H34ZM76 201V200H75ZM96 201V202H97ZM159 201V200H158ZM163 201V200H162ZM165 201V200H164ZM178 201V199H177ZM182 201V199H181ZM237 201V200H236ZM33 202V201H32ZM92 204L93 201H91ZM95 202V208H97V204ZM114 202V201H112ZM166 202V201H165ZM175 202V201H174ZM194 202V201H193ZM208 202V201H207ZM22 203V202H20ZM76 203V202H75ZM90 203V201H89ZM119 203V202H118ZM125 203V202H124ZM123 203V204H124ZM156 203V202H155ZM177 203V202H176ZM191 203V202H189ZM210 203V202H209ZM209 203L207 204L205 201H204V210L206 211L205 213L207 214H210L208 215L211 216L213 214V208L211 209L212 206L209 205ZM100 204H102V200L100 202ZM100 204L98 205L99 207H102L100 206ZM126 204V203H125ZM129 204V203H128ZM165 204V203H164ZM182 204V203H181ZM30 205V203H29ZM36 205V202L35 204ZM127 205V204H126ZM172 205V204H171ZM215 205V204H214ZM218 205V204H217ZM231 205V206H232ZM245 205V204H244ZM58 206V205H57ZM78 206V205H77ZM94 206V205H93ZM112 206V205H111ZM123 206V205H122ZM129 206V205H128ZM159 206V204H158ZM168 206V204H167ZM166 206V207H167ZM169 206H170V203H169ZM32 208V206H30ZM69 207V206H68ZM246 207V206H245ZM16 208V207H15ZM95 208H92L93 210ZM112 207H110V210H111ZM126 208V206L124 207ZM131 208V207H130ZM169 208V207H168ZM226 208V207H225ZM223 208V209H225ZM97 209H100V208H97ZM128 209V207H127ZM164 209V208H163ZM217 209V208H216ZM228 209V208H227ZM121 210V209H120ZM133 210V209H132ZM136 210V209H135ZM166 210V209H165ZM169 210V209H168ZM180 210V209H179ZM198 210V209H197ZM226 210V209H225ZM248 210V209H247ZM28 211V210H27ZM43 211V210H42ZM54 211V210H53ZM81 211V210H80ZM101 211V209H100ZM103 211V210H102ZM116 211L113 210V212ZM118 211V209H117ZM116 211V212H117ZM129 211V210H128ZM134 211V210H133ZM157 211V210H156ZM181 211V210H180ZM223 211V210H222ZM234 211V210H233ZM250 211V210H249ZM13 212V211H12ZM96 212H99L96 211ZM95 212V214H96ZM135 212V211H134ZM138 212V211H137ZM136 212V213H137ZM161 212V211H160ZM15 214V212H13ZM20 213V212H19ZM18 213V215H20ZM26 213V211H25ZM80 213V212H79ZM112 214V211L110 212ZM115 213V212H114ZM139 213V212H138ZM137 213V214H138ZM170 213V212H168ZM204 213V214H205ZM216 213V212H215ZM22 214V213H21ZM33 214V213H32ZM31 214V215H32ZM38 214V213H37ZM41 214V213H40ZM43 214V213H42ZM66 214V213H65ZM102 214V213H101ZM109 214V213H108ZM230 214V213H229ZM228 214V215H229ZM99 214H96V216L98 217ZM113 215V214H112ZM170 215V214H169ZM193 215V214H192ZM225 215V213H224ZM21 216V215H20ZM19 216V217H20ZM25 216H28L27 214ZM38 218V215H36ZM85 216V215H84ZM83 216V217H84ZM108 216V215H107ZM163 216V215H162ZM201 216V215H200ZM198 216V217H200ZM205 218L207 217L206 214L204 215ZM203 216V217H204ZM217 216V215H216ZM24 217V216H23ZM22 217V218H23ZM51 217V216H50ZM96 217V218H97ZM111 217V216H110ZM114 217L116 218V216L114 215ZM169 217V216H168ZM197 217V216H196ZM231 217V216H230ZM229 217V218H230ZM235 217L237 218L238 216L235 215ZM9 218V217H8ZM30 219V217H28ZM42 218V217H41ZM40 218V219H41ZM54 218V217H53ZM112 218V217H111ZM118 218V217H117ZM116 218V219H117ZM164 218V217H163ZM193 218V217H192ZM211 218V217H210ZM219 218V216H218ZM20 219V218H19ZM26 219V218H25ZM24 219V220H25ZM46 219V218H45ZM100 219V218H98ZM114 219V218H112ZM132 219V220H131ZM166 219V218H164ZM217 219V217H216ZM216 219H212V222L213 220L215 221ZM242 219V218H240ZM244 219V221H245ZM10 220V219H9ZM8 220V222H9ZM42 220V219H41ZM108 221V219H106ZM111 220V219H110ZM195 220V219H193ZM19 221V220H18ZM17 221V222H18ZM31 221V220H29ZM46 221V220H45ZM70 221V220H69ZM106 221V222H107ZM113 221V220H112ZM119 221V220H118ZM117 221V222H118ZM144 221V223H143ZM157 221V220H156ZM155 221V222H156ZM161 221V220H160ZM164 221V220H163ZM192 221V219H191ZM198 221V220H197ZM206 221H208V218L206 219ZM105 222V220H104ZM110 221H108L109 223ZM116 222V220H115ZM120 222V221H119ZM119 222L116 223L117 225H119ZM127 222V221H126ZM129 222V221H128ZM204 222V221H203ZM217 222V221H216ZM221 222V221H220ZM10 223V222H9ZM20 223V221H19ZM30 223V222H29ZM88 223V222H87ZM122 223V222H120ZM159 223V222H158ZM176 223V222H175ZM209 223V221H208ZM15 224V223H14ZM107 224V223H106ZM113 224H115L113 222ZM177 224V223H176ZM195 224V223H194ZM206 224V223H205ZM204 224V225H205ZM25 225V224H24ZM44 225V224H43ZM75 225V224H74ZM116 225V226H117ZM124 226V224H122ZM120 225V226H122ZM128 225V224H127ZM230 225V224H229ZM4 226H8L6 224H4L3 222H0V229H5ZM33 226V225H31ZM87 226V225H86ZM104 227V225H102ZM112 226V225H111ZM110 226V227H111ZM115 226V225H114ZM164 226V225H163ZM177 226V225H175ZM196 226V224H195ZM201 226V225H200ZM203 226V224H202ZM208 226V225H206ZM248 226V225H247ZM89 227V226H88ZM109 227V228H110ZM170 227V226H169ZM172 227V226H171ZM187 227V226H186ZM189 227V226H188ZM205 227V226H203ZM250 227V226H249ZM14 229V231L12 230V232H15V233H18V232H26V231H23V230H20L17 229V228H14L11 227ZM45 228V227H44ZM71 228V227H70ZM69 228V229H70ZM108 228V227H107ZM113 228V227H112ZM120 228V227H119ZM128 228V226H127ZM156 228V227H155ZM233 228V227H232ZM52 229V228H51ZM10 230V229H9ZM25 230V229H24ZM40 230V229H39ZM112 230V229H110ZM169 230L171 231L172 228H169ZM187 230V229H186ZM229 230H230V227H229ZM52 231V230H51ZM107 231V230H106ZM7 232V231H6ZM11 232V233H12ZM41 232V231H40ZM48 232V231H47ZM104 232V231H103ZM108 232H111V231H108ZM129 232V231H127ZM156 232V231H155ZM236 232H240V231H236ZM3 233V232H2ZM1 233V234H2ZM27 233V232H26ZM67 233H69V231H67ZM70 233H71V230H70ZM70 233H69V236H70ZM75 233V232H74ZM90 233V232H88ZM92 233V232H91ZM107 233V232H106ZM112 233V232H111ZM123 233V232H122ZM126 233V231H125ZM130 233V232H129ZM128 233V234H129ZM157 233V232H156ZM4 234V233H3ZM9 234V233H8ZM28 235L30 236H27L29 238H32V236H36L32 233H27ZM46 234V233H45ZM103 234V233H102ZM253 234V233H252ZM251 234V235H252ZM256 234V235H255ZM13 235V233H12ZM19 235V234H18ZM47 235V234H46ZM55 235V234H54ZM73 235V234H72ZM104 235V234H103ZM108 235V234H107ZM110 235V233H109ZM108 236H106V234L104 235L105 236V240L107 242H104L105 240H101V239H98V240H101L102 245L101 247L103 248V254L106 255V259H109V260H112V261H115L117 263H120V264H129L130 261L134 260V262H136V264H141L140 261H135V259H138V254H135V252L133 250H130V249H121L120 247H118L116 245V243L114 244V239L112 238H109L110 241H114L113 243L108 241ZM113 235V234H112ZM133 235L132 237H130L129 239H132V241H138V239L134 240L135 236L134 234H131L130 233V236ZM146 235V234H144ZM159 235V233H158ZM198 235V234H197ZM21 235H19L20 237ZM57 236V235H56ZM61 236V235H60ZM69 236H67L66 234V237L68 238ZM91 236V235H90ZM117 236V235H116ZM119 236V234H118ZM117 236V237H118ZM155 236V235H154ZM161 236V235H159ZM15 237V235L13 236ZM17 237V236H16ZM26 237V236H25ZM26 237V238H27ZM53 237V235H52ZM72 236H70L69 238L72 240L71 238ZM88 237V236H87ZM86 237V238H87ZM107 237V239H106ZM121 236H119L120 238ZM126 237V236H125ZM129 237V236H128ZM126 237V238H128ZM144 237V236H143ZM148 237V236H147ZM242 237V236H240ZM165 238V237H164ZM175 238L176 242L178 243H181V242H185V243H189L191 241H188L187 237H186V233L185 235L184 234H178V235H175ZM191 238V237H190ZM25 239V238H24ZM51 239V238H50ZM70 239H67V240H70ZM90 239V237L88 238ZM117 239V238H116ZM148 239H150L148 237ZM159 240V239H158ZM164 240V239H163ZM191 240V239H190ZM25 241H28V240H25ZM46 241V240H45ZM74 241V240H72ZM131 241V242H132ZM147 241V240H146ZM150 241V240H149ZM100 242V244H101ZM153 242V241H152ZM162 241H159V244H161ZM195 242V241H194ZM9 243V242H8ZM46 243V242H44ZM57 243V245L59 244L60 246H58L57 248H60V249H64L66 251H70V252H75V253H78L80 252V249L79 247L77 248V246H71V245H68V244H64V243H59V242H55ZM98 243V242H97ZM122 243V242H120ZM133 243V242H132ZM131 243V244H132ZM166 243V242H165ZM247 243V244H246ZM42 244V243H41ZM119 244V243H118ZM123 244V243H122ZM137 245V243H134ZM134 244H132L133 246H135ZM147 244V243H146ZM149 244V243H148ZM156 244V243H154ZM163 244H164V241H163ZM161 244V245H163ZM246 244V245H245ZM260 244V243H259ZM48 245V243H47ZM73 245V244H72ZM139 245V244H138ZM151 245V243H150ZM160 245V246H161ZM170 245V244H169ZM168 245V246H169ZM180 245V244H179ZM184 245V244H183ZM198 245V244H197ZM252 245V246H253ZM154 246V245H153ZM159 246V247H160ZM189 246V245H188ZM100 247V249H102ZM124 247V246H122ZM141 247V246H140ZM262 247V246H261ZM126 248V247H125ZM154 248V247H153ZM156 248V247H155ZM154 248V250H155ZM162 248V247H161ZM170 248V247H169ZM193 248V247H192ZM195 248V247H194ZM201 248V247H200ZM152 249V247H151ZM159 249V248H158ZM157 249V250H158ZM163 249V248H162ZM161 249V250H162ZM247 249V250H246ZM194 250V249H193ZM60 251V250H59ZM101 251V250H100ZM156 252V251H155ZM158 252V251H157ZM165 252V251H164ZM264 252V251H262ZM67 253V252H66ZM154 253V252H153ZM161 253V252H160ZM173 253V252H172ZM171 253V254H172ZM61 254V253H60ZM63 254V253H62ZM69 254V253H67ZM74 254V253H73ZM102 254V253H101ZM150 254V253H149ZM158 254V253H157ZM156 254V255H157ZM164 254V253H163ZM166 254V253H165ZM186 254V252H185ZM197 254V253H196ZM72 255V254H71ZM77 255V254H76ZM79 255V254H78ZM102 255V256H104ZM136 255H138L136 257ZM200 255V254H199ZM164 256V255H163ZM166 256V255H165ZM214 256V255H213ZM217 256V255H216ZM54 257V256H53ZM58 257V256H57ZM63 257V256H62ZM75 257V256H74ZM99 257H101V255H99ZM153 257V255H152ZM167 257H171V256H168L167 254ZM207 257V256H206ZM264 257V256H263ZM55 258V257H54ZM77 258V257H75ZM151 258V257H150ZM161 258V257H160ZM198 258V257H197ZM212 258V257H211ZM217 258V260H218ZM143 259V258H142ZM190 259V258H189ZM179 260V259H178ZM207 260V259H206ZM106 261V260H105ZM146 261V260H145ZM151 261V260H150ZM162 261V260H160ZM159 261V262H160ZM171 261V260H169ZM165 262V261H164ZM163 262V263H164ZM175 262V260H174ZM60 263V262H59ZM104 263V262H103ZM132 263V262H130ZM179 263V262H178ZM213 263V262H212ZM165 264V263H164ZM170 264V263H169ZM203 264V263H202ZM205 264V262H204ZM211 264V263H210Z\"/></svg>",
	"mask_w": 264,
	"mask_h": 264
}]
</instances>
